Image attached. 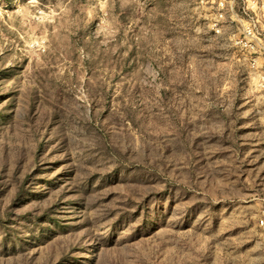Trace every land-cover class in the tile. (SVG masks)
Segmentation results:
<instances>
[{"label": "rangeland", "instance_id": "1", "mask_svg": "<svg viewBox=\"0 0 264 264\" xmlns=\"http://www.w3.org/2000/svg\"><path fill=\"white\" fill-rule=\"evenodd\" d=\"M263 25L264 0H0V264H264L237 45Z\"/></svg>", "mask_w": 264, "mask_h": 264}, {"label": "built area", "instance_id": "2", "mask_svg": "<svg viewBox=\"0 0 264 264\" xmlns=\"http://www.w3.org/2000/svg\"><path fill=\"white\" fill-rule=\"evenodd\" d=\"M232 14H235L232 11ZM223 13L220 14V18H223ZM221 28L216 30V33H221ZM248 35L251 36L250 41H247L243 45V41L237 42V45L240 47L244 46L248 49L250 57H249V69H250V77L255 81L256 88L259 91L264 92V25L261 28L251 29L248 32ZM247 33L244 34V38L246 39ZM261 200V210L259 218L257 219V223L259 227H264V197Z\"/></svg>", "mask_w": 264, "mask_h": 264}]
</instances>
